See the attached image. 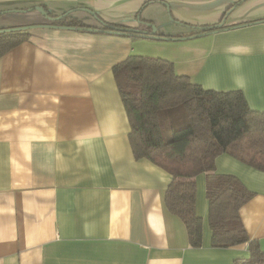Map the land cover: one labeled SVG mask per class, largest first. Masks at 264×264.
<instances>
[{"label": "crops", "instance_id": "1", "mask_svg": "<svg viewBox=\"0 0 264 264\" xmlns=\"http://www.w3.org/2000/svg\"><path fill=\"white\" fill-rule=\"evenodd\" d=\"M241 1L0 0V29L51 25L36 6L52 18L70 12L56 28L24 31L27 39L0 56V264H233L248 258L247 243L211 245L206 181L213 175L234 176L253 193L239 219L264 253V172L223 153L213 171L196 176L202 238L191 247L184 224L164 204L170 175L133 156L113 75L129 56L156 57L204 90L241 91L251 110L264 112V0ZM237 3L224 30L193 39L98 30L97 19L141 30L147 21L160 36L187 37L192 27L218 24ZM167 17L176 26L159 29L157 21ZM68 20L98 31L67 26Z\"/></svg>", "mask_w": 264, "mask_h": 264}, {"label": "trees", "instance_id": "2", "mask_svg": "<svg viewBox=\"0 0 264 264\" xmlns=\"http://www.w3.org/2000/svg\"><path fill=\"white\" fill-rule=\"evenodd\" d=\"M236 6L238 3L228 8L222 19ZM67 17L51 25L65 24ZM97 20L99 32L109 27L129 29ZM67 26L98 31L75 20H68ZM203 28L194 34L210 30ZM144 30L150 28L144 26ZM26 39L24 31L0 34V56ZM113 75L130 124L128 139L133 156L170 175L165 207L184 224L189 245L199 247L202 220L195 213V178L213 171L215 159L223 153L264 172V112L251 110L241 91L204 90L187 76L175 74L171 62L156 57L129 56L114 66ZM252 195L234 176L207 178L212 247L248 244L249 257L236 259L233 264H264V253L249 240L239 219L240 208Z\"/></svg>", "mask_w": 264, "mask_h": 264}, {"label": "water", "instance_id": "3", "mask_svg": "<svg viewBox=\"0 0 264 264\" xmlns=\"http://www.w3.org/2000/svg\"><path fill=\"white\" fill-rule=\"evenodd\" d=\"M33 10L38 12L39 14H41L49 22L59 21V20H61L63 18V16H68L70 14V12H67V13H65L63 15L57 16L55 18H52V17H49L47 15V13L44 11V9L42 7H40V6L34 7ZM86 12L89 13V14H92L88 10H86ZM141 25L143 27L144 26L149 27L150 30L146 31V30H141V29L129 28V29H125L124 31H119L117 28L109 27L107 31H101V32L117 34V35H121L123 33H128L131 36L138 37V38H144V39L181 41V40L197 38V37L208 35V34H213V33H216V32H219V31L225 29V28L223 29L224 19H221L218 24L210 26L209 27L210 30L207 31V32L192 34V35L187 36V37H165V36H160V35L157 34L156 28H155V26L153 24L145 23L143 25V23L141 22ZM36 27H52V28H56L57 26L44 25V26H23V27H15V28H6V29H0V34L13 33V32H22V31H27V30H30V29H33V28H36ZM67 29H73V28L72 27H68ZM192 29L195 30V31H203L204 30L203 27H197V28H192Z\"/></svg>", "mask_w": 264, "mask_h": 264}, {"label": "rangeland", "instance_id": "4", "mask_svg": "<svg viewBox=\"0 0 264 264\" xmlns=\"http://www.w3.org/2000/svg\"><path fill=\"white\" fill-rule=\"evenodd\" d=\"M156 19H160V17L157 15V18ZM162 20H163V18L160 20V23H159V21H157V25H158L159 29H162L163 28L164 30H167L168 31V29L174 28V26H176V25H174L176 22H173L169 17H167V20L168 21H166V22L164 21V23H162ZM153 25L155 26L156 31L159 34V32L157 30V26L155 24H153ZM189 41L191 42V40H189Z\"/></svg>", "mask_w": 264, "mask_h": 264}]
</instances>
